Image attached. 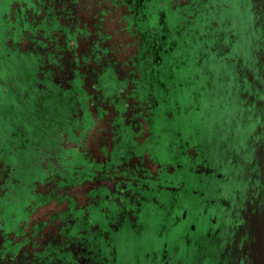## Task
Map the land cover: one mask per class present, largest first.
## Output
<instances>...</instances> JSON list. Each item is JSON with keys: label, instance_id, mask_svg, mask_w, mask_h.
I'll return each instance as SVG.
<instances>
[{"label": "flooded vegetation", "instance_id": "obj_1", "mask_svg": "<svg viewBox=\"0 0 264 264\" xmlns=\"http://www.w3.org/2000/svg\"><path fill=\"white\" fill-rule=\"evenodd\" d=\"M83 1L85 0H52L48 7L43 5L42 10L45 13L52 11L53 15L50 17L48 13L45 14V18L39 24L43 33L42 39L33 46L40 53L50 50L51 53H47L48 57L51 58L53 55V59L56 60L58 75L54 77V84L59 89L67 90L70 88L67 82L80 81L86 94L98 98L97 101H102L94 93L93 86L101 77L112 71L119 75V82L132 80L136 85L135 90H138V86L144 82L142 73L149 67L147 57L152 56V53L158 54L156 45H150L151 36L146 28L148 17L152 16L147 12L148 5L154 0L143 1L141 11L132 10L125 3L127 0L114 2L108 0L114 7L126 9L128 21L132 26H137L138 35L135 36L140 39L141 46L132 57L131 63L113 59L108 61V58L102 61L103 54H108L109 49L102 46L105 38L100 29L97 32V39L86 41L89 51L86 49L81 57L78 55L75 48L81 49L80 46L83 44L77 40L78 33L87 34V30L80 25L78 15V8ZM105 1H99L98 5ZM184 8L188 9L187 12L184 10V33L183 36L180 35L184 37V49L188 52L184 57V71L187 70L190 61L189 55L194 50L199 51L197 53L199 75L196 79H184V93L202 86L194 93L195 104L199 107L196 115L200 113L205 115L212 111L210 113H214L213 117L216 118L214 127L211 126L208 133L202 134L197 131L198 133L194 134V131L188 129L187 124L194 125L195 117L184 120L183 148L184 158L189 162L187 168L182 165L174 167L169 162L160 160V156H152L150 152H139V148L149 145L152 146L150 151H157L159 149L157 137L162 132L163 124L164 129L169 132V126L174 121L169 112H166L167 121L163 123L161 120L162 108L171 101V98L166 95L158 96V90H163L167 84L157 83L154 90L148 94L153 110L150 118H145L139 123L142 129L139 135L143 137L142 134L146 131L149 134L145 142L135 143L136 151L124 153L125 130L115 132L114 143L107 152L111 157L102 163H87L89 167L94 165L90 168L91 172L87 173L90 177H95L97 167L105 173L101 175L99 184L87 192L89 197L87 207L78 211L86 213L87 218H92L99 210L103 214H110L111 208L121 210L120 201L130 203L132 208L136 207L140 211L141 208L145 209L147 205L152 204L148 195L155 197L153 201L160 209L167 207L172 211L183 207L179 200L184 194V220L188 219L189 211L185 206L186 200H192L191 209L205 204L206 209L201 216H209L212 213L216 215L209 219L207 227L201 223L198 226L194 224L189 229L184 238V259L177 261L169 255L168 250H165L160 264H173V261H177L178 264H264V0H188ZM100 13L99 16H102L101 11ZM96 14H99V11ZM51 19L52 23L49 22ZM55 20L59 21L60 25L68 22L77 28V34L70 32L68 35V38L76 39L75 42L71 41V46L66 42L62 43L55 33L56 29H53L55 34L53 39L50 38L49 26L54 28ZM195 24L200 26L198 36H194ZM58 30L60 32L59 28ZM168 32L163 38H169ZM50 43H53L54 50H48ZM122 46L119 44L117 48H124ZM171 49L173 53L174 49ZM161 53L167 57L168 50ZM164 65V70H167L168 62ZM121 87L119 88L122 90ZM142 94L140 90L137 92L138 101L143 100ZM71 96L74 99L76 94ZM145 114L140 112L136 119H143ZM106 125L108 129V121ZM126 130L133 132L131 128ZM175 136L178 137L177 142L180 141L182 144V134ZM195 143H197L195 147H191ZM103 149L105 150V146ZM131 157L139 159L134 170L136 172L129 169L128 162ZM146 157L153 167H157L156 173L152 174L149 165L142 160ZM113 162L119 163L117 166H123L122 169L114 170L112 173ZM176 169L183 171L189 169L192 176L187 174L188 182L175 185L168 181V176L175 173ZM163 181L167 186L162 185ZM192 184L197 188L194 191L195 199L188 195V189ZM55 185L56 192L66 187L65 183L60 181L55 182ZM92 192L101 198L100 201L96 199L97 196L91 199ZM128 192L132 195L127 196ZM162 193L171 196L173 202L170 206L161 203L159 196ZM74 202L76 205L75 199ZM137 213L135 217L134 210L130 215H125L126 213L122 215L125 216V221L128 219L133 221L139 220L142 215V211L138 215ZM72 221L69 227L73 229L76 222ZM163 234L165 233L161 236ZM43 236L47 241L50 235ZM181 251L182 249H178L177 254ZM159 255L155 253L156 263Z\"/></svg>", "mask_w": 264, "mask_h": 264}, {"label": "rangeland", "instance_id": "obj_2", "mask_svg": "<svg viewBox=\"0 0 264 264\" xmlns=\"http://www.w3.org/2000/svg\"><path fill=\"white\" fill-rule=\"evenodd\" d=\"M99 1L101 0H85L78 8L80 25L87 30V34H80L81 32L78 33L76 30L77 28L73 26V24L63 22L60 32L59 30H55L56 35L59 36L62 43H65L70 32L75 34L78 33L77 40L78 42L79 40L82 41L83 44L80 46L81 49L77 47L75 49H77L78 55L81 57L87 50L89 51V46L86 41L90 42L97 39V32L98 29H100V33H103L105 38L102 46L109 49L108 54H103L104 58L102 61L104 62L105 59L108 58V61L113 59L121 60L125 63H131L133 59L132 57L137 53L138 48L141 46L140 39H137V36H135L136 34L138 35L137 26H132L128 21V12L126 9H124V11L119 7L118 9L112 5L111 1L114 2V0H104L105 2H103V4L98 5ZM50 3L51 0H32L28 5L24 2V0H0V149L5 153L13 154L7 156V161L0 153V197L8 195L17 197L18 194L21 193V201H13V203H10L9 206L8 204L3 203L6 206V229L10 231L19 225L26 227L25 233L27 232V234H31L35 231V233L39 234V237H42L43 235H55L58 231H60V227L64 225V223H62L63 220L59 216L60 212L67 211L69 206V203L66 202L65 199H75V208L77 210L87 207L89 199L87 192L90 188L92 189L99 184L98 181H100L101 175L105 172L101 171V169L97 167L95 169V177H90L87 173L89 171L91 172L90 168L94 165H90V167L87 166L86 168L83 165L85 163L92 164L93 162L96 164L102 163L111 157L107 154V152L111 150L110 148L114 143V137H116L115 132H118L120 129H123V131L125 130L123 136L126 139L130 135V132L126 129L131 128L134 133L136 132V134H134L135 143L145 142L146 136L149 135L148 131H146L145 134H142L143 137L139 135L142 130L139 127V123L145 118L148 119L149 115L146 113L143 119H136V116L140 112L144 111V109L141 110L143 105H141L135 96L131 95V91H134L136 88V85L132 80L129 84H127V86H122V90L119 89L122 91L121 94L117 91L113 94L105 95L102 89H97L94 93H96V95L102 100L99 101L101 106L99 109H97L96 106L91 109L92 115L98 122L97 126L94 127L95 123L92 120V117L89 116V128H94L91 129L79 142L81 157H83L84 160L81 159L78 162L72 161L73 163H77L73 167L64 165L65 162L62 161V152L63 150H67L68 147L74 146V144H71V136L66 133L59 141V146L57 147L56 145L54 135L58 132L60 134V132H63V129L66 128L62 125V113L58 110L56 114L55 111L56 115L52 117L50 110L53 112L55 104H52L50 100L44 106V109L42 107L41 110V113L43 112L44 116L47 117V120L43 119V122L39 119V123L38 119H34L33 117V114L36 112L35 107H39V104H35L37 99L33 98V95H31L32 91H30V89L32 90L33 88V84L31 82L34 81L33 78L35 76L38 80H45L49 70H52L51 72L54 74L53 78L58 75V70L55 65L52 67L48 65L51 62V58L48 57V54L51 53L49 49L52 50V48L50 47L48 48L49 51L41 53L42 61H40L39 68V58L37 56L22 55L18 51L10 53V55L6 49V47L13 49L16 45L15 48H18L22 53H28L35 50L33 43L30 39L28 40V37L16 44V42L19 41V38L15 37L14 39L11 31H14L17 28L14 26V23L16 26L19 24V21L22 25L23 23H27L35 28L34 31L37 36L36 38L41 40L43 33L39 24L42 23L41 21L45 18L46 14L42 8L43 5L48 7ZM187 3L188 0L152 1L149 4V11H147L149 15H152L151 17H148V22L146 23L147 30L152 31V29H157L159 32H162L165 28L167 31L175 33L178 32L180 28H184V10H186V12L188 11L187 8H184V5ZM98 11L99 14H96ZM100 11L102 12V16H99L101 14ZM162 13L166 18L164 27H162ZM194 29V36H198L200 26L195 24ZM29 34H31L29 31L26 32L27 36ZM75 40L74 37L70 39V41L74 42ZM180 40L181 42H179ZM2 41H4V43ZM172 41V44L176 42L179 46L172 54L168 55L169 68L165 72L164 69L162 71L160 70L162 80L165 81V83H168L167 85L170 86L169 90L172 94L171 101L162 108L163 112L161 114V120L165 123V121H167L166 112H169L172 114L174 121L169 126V132L164 129L165 124H163V126L161 125L162 132L159 137H157V145L159 148L157 151H150L152 146L149 145L139 148V152H150L152 156H160V160L169 162L174 167L182 165L187 168L189 162L186 158H184L183 148L184 120L190 118L194 119L193 117H195L194 125L190 126L191 124L186 123L188 125V129L194 131V134L198 132L203 134L205 132L208 133L211 126L214 127L216 118L215 116L213 117L214 113H210L212 111L205 115H202L201 113L196 115V111L199 107L195 104L194 93L199 91L202 86L188 90L184 93V79H196L197 75H199L197 70V53L199 51L194 50V52L189 55L190 61L188 62L187 70L184 71V57H186L188 53L186 52L187 50L184 49V37L182 39H178L176 36ZM119 44H122V47L124 48H117ZM188 44L190 45V43ZM54 49L55 48H53V50ZM36 51L39 52L37 48ZM67 55L70 57L69 53H67ZM36 69L39 70L38 73H35ZM126 72L128 71H124V73ZM130 77L132 78V75ZM171 78H173V81ZM39 86H41V84H39ZM51 91L52 88H50L49 93H52ZM46 92H48V90H46ZM157 94L158 96L166 95L165 91L162 89L158 90ZM127 95H131L127 101L133 103L132 105L136 108L134 110L127 109L124 113H122L118 109V103L121 100H126L125 98ZM27 98L32 100L34 103L27 105ZM66 98L73 101L72 96L70 95ZM97 99L98 98H95V100ZM52 101L55 102L54 100ZM47 106L49 108H47ZM208 106L210 110H212V107H210V105ZM80 108L81 106L77 102L76 106L75 104L73 105L71 113L69 114L71 115V125H77V120L81 123L76 130V136L77 134L80 135L83 129L82 123L84 122V112H82ZM100 112L102 113V116L99 115ZM59 118H61L62 121H60ZM107 121L109 122L108 129L106 125ZM147 127L148 126L146 125V128ZM20 130H25V133L22 134ZM66 130L69 132L68 129ZM179 133L182 134V144L180 141L177 142L178 137L175 136L179 135ZM196 144L197 143L191 145V147H195ZM104 146L106 151L103 149ZM37 148L39 150H37ZM135 148H132L131 150L136 151ZM173 148H175V150ZM16 150H20L22 152L23 150H27L25 157L28 159L29 163L38 164L40 162L39 159H43L40 162V167L45 171V175L42 178H39L38 175H40L42 171L39 168H36L33 173L35 175L34 178L26 181L24 183V187L22 184L16 182L15 185H18L19 190L16 189L13 191V186L10 185L9 187V182L12 176L11 166L21 165L19 164L20 155L14 154V151ZM142 160H144V163L146 162V165H149V171L152 174L157 172V167H153L151 165L152 163L149 162L148 157ZM137 161L139 162L137 157H131L129 159V169L132 172H136L134 170L136 169ZM25 164H27L26 161H24V164L22 165L24 166ZM113 164L112 173L114 170H120L123 167L117 166L119 164L117 162H113ZM117 167L119 169H116ZM93 170L94 168H92V171ZM30 173L32 172H27L26 170L22 171L21 169L17 174L18 176L23 175V178L25 177L26 180L27 174ZM187 174L192 176L189 169L186 171L176 169L175 173L168 176V181H172L175 185H181L185 181L188 182ZM114 179L117 180L116 178ZM34 181V186H31L29 192L27 187ZM57 181L65 183L66 187L56 192L55 182ZM162 185L167 186L164 181ZM20 186L22 187L20 188ZM196 190L197 188L194 187L193 184L189 187L188 195L190 198L195 199L194 191ZM130 195H132L131 192H128L127 196ZM53 197L55 199L57 197L62 199L58 206L55 205L56 203L54 202ZM90 197L91 199L96 197L98 201L101 199L94 192L90 193ZM147 197L151 199L150 201L152 204L150 203L147 205V208L142 211V215L140 216V225L147 226V231L144 233L142 232L141 235H139L140 237L136 234L135 230L131 231L129 229L132 227H129L130 223L128 224V221L123 223L125 220L123 217L125 216H120L119 209H110L112 212L111 216L113 218L119 216L121 218L119 222L113 224L114 228L115 226L120 227L122 223L123 227H129V230L127 229L126 237L129 238L128 244L132 246L131 249L133 250L131 264H155V253L160 254L157 256L159 257L157 263L160 264L163 258L162 254L165 250H168L169 255L174 257L177 261L184 259V238L189 229L192 225L197 224L198 226L201 223L204 224V227H207L210 223L209 219L216 214L212 213L209 216H201L206 209L205 204L202 203L199 207L191 209L190 205L192 204V200H186L185 206L189 211L188 219L184 220V194H182V197L179 200V203H181V206L183 207L172 211L171 208L166 207L165 209H160L159 206L155 205L153 201V198H155L154 196L148 195ZM170 197L168 193H162L159 196L162 201L161 203H166L169 206L173 202ZM119 204L121 210L126 213L125 215H130L132 213V211L127 212L129 210L128 206L132 204L122 203L121 201ZM68 211H70V209ZM95 215H97L95 216V221L102 227H107L109 223L111 226L112 221H110V218L108 219L107 215L103 214L102 211L99 210ZM13 219L17 222L13 223ZM72 223L74 224L73 221ZM162 233L165 234L161 236ZM3 243H5V240L0 239V244ZM25 243H27V241ZM178 249H182L180 254H177ZM23 251L32 253L33 248L30 244H24ZM177 261H173V264H178ZM187 263H189V261Z\"/></svg>", "mask_w": 264, "mask_h": 264}, {"label": "trees", "instance_id": "obj_3", "mask_svg": "<svg viewBox=\"0 0 264 264\" xmlns=\"http://www.w3.org/2000/svg\"><path fill=\"white\" fill-rule=\"evenodd\" d=\"M31 1L32 0H24V2H26L28 5L29 3H31ZM143 1H148V0H127L125 3L128 6H130V8L134 11L135 10L141 11V8H142L141 3ZM149 1H152V0H149ZM51 4H52V0H51ZM46 13H48L50 17H52L53 15L52 11H49ZM162 17H163L162 27H164L166 18H165V15H163V13H162ZM49 22L52 23V19L49 20ZM18 23L19 24L17 26L14 23V26L17 28L14 31H11L14 39L15 37L19 38V41L16 42V44H18L19 42H21L27 37H28V40L29 39L31 40L33 45H36L40 42L36 38L37 36L35 35L36 33L34 31L35 29L34 27L28 25L27 23H23L22 25L20 21ZM54 23H55V27L52 28L49 26V30H48L51 39H53V36L55 35L54 30L55 29L58 30V28L59 29L62 28V25H60L59 21L55 20ZM28 31L31 34L27 36L26 32ZM149 32H150L149 35L151 36V41H152L150 45L151 44L156 45V48H157L156 52H158V54L156 53L157 55H153L152 53V56L147 57L148 58L147 64L149 67L146 68L144 72L142 73L143 74L142 78L144 79V82L142 85H140V87L138 86V90L136 89L134 91H131L133 93V94L131 93V95L137 97V92L139 90H140V93H143L141 96L143 100L139 101L141 105H143L141 107V110L144 109V111H142L141 113H144L146 111L145 113H147V115H149V118H150V115L153 110H152V102L148 98V94L152 90H154L153 89L155 87L154 85H156L157 83L158 85L160 84L165 85V81L162 80L161 71L165 68L164 64L168 62V55L172 54L171 48L176 50L177 47L179 46L176 42L172 44L173 42L172 40L176 36L178 37V39H182L183 37L181 36H183L184 28H180L178 32H175V33L168 32L169 38H166V37L163 38L165 35H167L166 34L167 31L165 28L162 32H159L157 29H152V31H149ZM4 41L2 42L4 43ZM179 42H181V40ZM66 43L68 44V46H71L70 38L67 39ZM50 45L51 46H48V47L49 48L51 47L53 49L54 48V46H52L53 43ZM15 47L13 49L6 47L7 52L10 54L15 51H18L22 55H26V56L35 55L39 58V65H38V68H39L40 61H42V54L37 52L36 48L34 51H30L28 53L27 52L22 53L18 48H15ZM159 48L161 49V51ZM165 50H168V53L166 54L167 57H164L161 53L162 51L165 52ZM158 57L163 58L162 59L163 61L159 60ZM51 58H52L51 62L48 65L50 67L54 65L57 66L56 64L57 62L56 60L53 59V55H51ZM38 71L39 70L36 69L35 73H38ZM51 71L52 70H49L47 75L45 73L46 75L45 80H40V79L38 80V78L35 76L36 78L34 77L33 78L34 81L31 82L33 84L32 90L30 89V91H32L31 95H33V98L37 99L35 104L36 103L39 104V107L37 108L35 107L36 112L35 114H33V117L34 119H38L39 123H40V120L42 121L43 119L47 120V117L44 116L43 112L41 113L42 107L44 109V106L50 100L52 104H55L54 105L55 108L53 112L52 110H50V112L52 113V117L56 115L57 111L59 110L62 113V117H61L63 118L62 125H64V127L66 128L63 129L64 131L60 132V134L58 132L56 135H54V139L58 147L59 146L58 143L64 134L68 133L71 136L70 142L72 145L74 144V146L68 147L67 150H63L62 161L65 162L64 165L73 167L77 163H72L69 161V159L76 161V162L80 161L81 159L84 160V158L81 157L79 142L81 139H83L88 134V132L91 129L97 126L98 122L95 120L94 116L92 115L91 109H93L95 106L97 107V109H99L101 106V103L95 100V97H92L89 94H86L85 90L82 87V82L80 81L72 80L71 82H67L68 88L70 86L69 89L67 90L59 89L53 82L54 74ZM165 71L166 69L164 70V72ZM171 80L173 81V78H171ZM129 83L130 81L128 80H120L119 82V75L111 71L107 76L101 77L99 82L94 84L93 90L95 91L97 89H102L105 95H108V94L110 95L117 91L121 94L122 91L119 90L120 89L119 87L127 86V84ZM39 84H41V86H39ZM169 87L170 86L167 85V87L165 86L163 90L165 91L166 97L169 96V98H171L172 94L169 90ZM50 88H52V91H51L52 93H49ZM46 90H48V92H46ZM73 94H76L73 101L66 98L67 96L69 95L71 96ZM131 95H127L125 98L126 100H123V101L119 98L121 101H119L118 103V109L121 112H125L127 109L134 110L136 108L134 105H132L133 103H131L130 101H127V99L131 97ZM27 99H28V102H26L27 105L34 103L29 98ZM52 100H54L55 102H53ZM77 102L81 106L80 110L84 112V118H83L84 122L82 123L83 125L82 132L80 133V135L77 134L76 136V132H77L76 130L78 129L79 124L81 123L79 122V120H77V125H74V124L71 125V115L69 114L71 113L73 105L75 104L76 106ZM47 108L49 107L47 106ZM55 111H56V114H55ZM99 115L102 116V113L100 112ZM89 116L92 117V120L95 123L94 124L95 126L92 127L91 129L89 128L90 126L88 125ZM61 118H59L60 121H62ZM66 129H68L69 132H67ZM24 131L20 130L22 134L25 133ZM129 134H130L129 137L126 138L123 144V148H124L123 152L128 153V154L129 152L130 153L134 152L131 149L135 148L134 132L130 131ZM37 150L39 149L37 148ZM26 151L27 150H23V152L20 150L14 151V154L20 155L19 164L21 165L11 166L12 176L9 182L10 183L9 187L10 185H12L13 191L18 189V185H15L16 182L22 184V186L24 187V183L26 181H29L32 178H34L35 176L33 174L34 169L39 168L42 171V173L38 175L39 178H42L45 175V171L40 167V162L43 159H39L40 162L38 164L29 163L28 159L25 157V153H27ZM0 153L3 157L6 158L7 161H8L7 156L13 155L12 153H9V154L5 153L1 149H0ZM23 159L24 161L27 162V164H25L24 166L22 165L24 164ZM83 166L86 168L88 164L85 163ZM21 169L22 171L26 170L27 172H32L30 174H27L26 180H25V177L23 178V175L18 176L17 174L19 173ZM34 183L35 181L31 182L30 186L27 187V189H29V192H30L31 186H34ZM22 186H20V188ZM20 194L21 193H19L17 197L11 196V195L0 197V239L5 240V243L0 244V264H131L133 250L131 249L132 246L128 244L129 238L126 237L127 229L129 227H132L129 229L131 231L135 230L138 236L141 235L142 232L144 233L147 231V226L140 225V221H139L140 219L136 220L135 218H134L135 220L133 221L131 219L127 220L128 224L130 223V226L128 228H126L125 226L123 227L122 225L123 223H126L125 220L121 224L120 227L115 226L114 228L113 224H115L116 222H119L121 219L120 216L124 214V211L122 210H119L120 216L116 218H113L111 216L112 212H110V214H105V215H108V217L110 218V221H112V224L110 226V223H109L107 227L106 226L102 227L99 223L95 221V216H97L95 215V213L93 214L94 216L92 218H87L86 213L82 211H78L76 208H74L75 202L73 198L65 199L66 202L69 203L68 208L70 209V211H68L69 210L68 209L65 212L64 211L60 212L59 216L63 220L62 223H64V225L60 227V231H58L57 234L49 236V238H47V241L44 240V236L39 237V234L35 233V231L34 233H31V234L30 233L27 234V232L25 233L26 227H22L19 225L15 229L13 228L9 231L6 229V218H5L6 206L4 204L6 203L9 206V204L13 203V201H17V200L21 201ZM53 200L56 203L55 204L56 206H58V204L62 201L60 197H57L56 199L54 198ZM132 207H133L132 205H129L128 206L129 210L127 212L132 211L133 213V210H134V214H133L134 217L136 216L135 213L138 212L137 213L138 215L139 213H141V211L144 210L143 208H141V210L139 211L136 207L135 208H132ZM75 209L78 212H76ZM14 219H13V223L17 222V221H14ZM72 220H75L76 222V227L73 229L69 227ZM26 241L27 243H25ZM24 244L25 245L30 244L31 247L33 248V252L32 253H29L27 251L24 252L23 251Z\"/></svg>", "mask_w": 264, "mask_h": 264}]
</instances>
